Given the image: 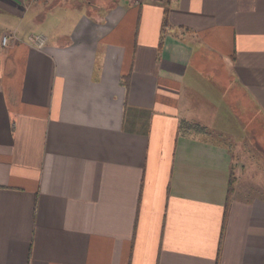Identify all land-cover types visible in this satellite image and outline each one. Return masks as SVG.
<instances>
[{
  "label": "crops",
  "instance_id": "1",
  "mask_svg": "<svg viewBox=\"0 0 264 264\" xmlns=\"http://www.w3.org/2000/svg\"><path fill=\"white\" fill-rule=\"evenodd\" d=\"M0 264H264V0H0Z\"/></svg>",
  "mask_w": 264,
  "mask_h": 264
},
{
  "label": "built area",
  "instance_id": "2",
  "mask_svg": "<svg viewBox=\"0 0 264 264\" xmlns=\"http://www.w3.org/2000/svg\"><path fill=\"white\" fill-rule=\"evenodd\" d=\"M15 39H17V35L15 34V32L5 33L2 36V43L6 44L10 40H15ZM28 41L31 42V44H35L36 46L41 47L42 45H44L46 41V36L40 33H33L29 35Z\"/></svg>",
  "mask_w": 264,
  "mask_h": 264
},
{
  "label": "trees",
  "instance_id": "3",
  "mask_svg": "<svg viewBox=\"0 0 264 264\" xmlns=\"http://www.w3.org/2000/svg\"><path fill=\"white\" fill-rule=\"evenodd\" d=\"M163 24L166 25V16L164 17ZM163 31H164V30H163ZM229 191H230V187H229Z\"/></svg>",
  "mask_w": 264,
  "mask_h": 264
},
{
  "label": "rangeland",
  "instance_id": "4",
  "mask_svg": "<svg viewBox=\"0 0 264 264\" xmlns=\"http://www.w3.org/2000/svg\"><path fill=\"white\" fill-rule=\"evenodd\" d=\"M37 33H38V32H37ZM238 153H239V152H238ZM238 153H237V154H238Z\"/></svg>",
  "mask_w": 264,
  "mask_h": 264
}]
</instances>
